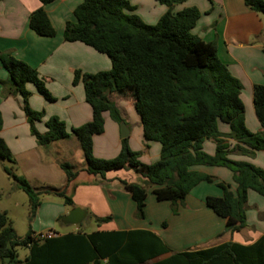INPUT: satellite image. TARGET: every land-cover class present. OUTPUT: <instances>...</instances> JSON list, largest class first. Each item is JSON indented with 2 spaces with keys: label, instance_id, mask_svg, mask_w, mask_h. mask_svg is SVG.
<instances>
[{
  "label": "trees",
  "instance_id": "trees-1",
  "mask_svg": "<svg viewBox=\"0 0 264 264\" xmlns=\"http://www.w3.org/2000/svg\"><path fill=\"white\" fill-rule=\"evenodd\" d=\"M41 6L30 13L28 27L38 36L52 37L55 29L45 11L53 0H39ZM167 6L155 24H146L134 13L128 0H82L73 9V20L66 21L63 39L79 41L108 56L109 70L82 73L75 70L72 83L81 81L85 101L92 109L91 120L67 130L56 116L45 121L46 131L38 132L34 121L43 113L30 109L25 84L32 83L37 92L52 100L44 80L35 68L8 52H0V64L9 77L10 91L20 94L31 133L38 145L74 136L80 144L85 161L84 170L104 176L107 171L130 167L141 170L147 184L122 181L124 189L135 203V216H144L147 188L157 201L172 205L182 202L188 192L199 182H212L206 174L192 170V166H223L233 172L235 192L229 185L217 183L222 196H207L206 205L225 220V230L239 231L245 226L247 192L253 190L264 197V171L252 163L228 157L237 153L252 157L264 150V83L253 87V107L261 129L249 131L245 126L244 105L240 99V83L217 56L214 42L204 41L192 32L199 18L195 7L172 12L174 4L186 0H156ZM254 12L264 14V0H244ZM264 52V46L262 47ZM130 94L140 117L146 141L160 144L159 158L151 164H142L138 153L131 150L126 139L118 154L110 159L97 158L92 151V137L104 130V113L120 124L124 120L109 94ZM229 125L230 131L222 133L218 123ZM2 119L0 116V128ZM226 136L234 140L228 149L207 154L202 149L206 139ZM0 158L14 162L12 153L0 136ZM67 180L77 173L73 165L61 162ZM14 185L28 197L29 213L33 217L40 205L41 193H52L72 206L64 191L34 189L23 177L4 168ZM110 216L96 217L95 222H107ZM28 249L24 259H19L17 248ZM168 249L160 238L149 230H94L70 231L40 238L29 230L19 237L6 216L0 211V264H196L193 258L184 262L180 257H197L202 264L214 259L234 264H264V237L251 245L224 243L197 252L173 254L169 259L150 262ZM6 261V262H5Z\"/></svg>",
  "mask_w": 264,
  "mask_h": 264
},
{
  "label": "crops",
  "instance_id": "crops-1",
  "mask_svg": "<svg viewBox=\"0 0 264 264\" xmlns=\"http://www.w3.org/2000/svg\"><path fill=\"white\" fill-rule=\"evenodd\" d=\"M81 1L53 0L45 5L55 35L42 37L28 27L30 13L41 6L39 0H0V52H8L36 69L53 99H45L32 83H27L25 88L30 93L28 105L33 110L43 111L44 120L49 116L58 117L65 123L68 131L90 121L92 117V109L85 101L82 82L72 83L74 71L92 74L111 68L110 59L105 54L82 42L63 39L65 23L73 20V9ZM128 1H132L134 13L146 24H155L168 9L156 0ZM145 7L148 12L143 11ZM187 7H195L200 13L192 32L204 41L215 43L218 58L240 83L239 96L244 105L246 128L251 132L259 131L261 125L254 112L252 97L253 87L264 83V14L251 10L244 0H186L174 4L172 12ZM7 78L6 70L0 66V81ZM109 97L119 110L128 135L122 138L119 124L105 112L103 132L92 137L93 155L102 159L113 158L126 139L130 149L138 153L142 164L155 162L159 158L160 144L144 139L140 117L131 95L113 92ZM21 98L16 95L0 99V136L16 161L18 173L32 188L64 191L72 200V206L63 205L58 210L48 207L46 212L41 203L35 215L39 224L45 226L42 227L44 230L33 231L34 234L51 231L57 235L77 231V225H73L72 230L61 233L53 230L51 225L71 208L80 207L86 210L83 220L89 214L93 220L96 217H111L109 221L97 225L98 230L143 229L157 235L168 251L151 259L150 262L153 263L167 260L176 253L197 252L224 243L248 246L264 237V197L257 192H247L245 226L239 231L225 230V220L206 205L207 196H222V189L217 185L219 182L228 184L230 191L235 192L233 172L223 166H192V170L210 176L212 182H199L182 202L175 205L169 201H157L152 193L153 186L148 185L144 217H136L135 203L124 189L122 181L146 185L147 178L142 171L124 167L107 171L104 176L86 172L82 150L74 136L53 141L52 145L40 149L35 137L30 134L21 109ZM35 128L41 133L46 131L42 122L35 123ZM218 130L228 133L230 128L228 124L219 122ZM233 143V139L221 136L215 140L206 139L202 143V149L207 154H213L216 150L230 148ZM228 157L252 163L264 171V150L256 151L252 157L237 153H230ZM61 162H67L78 169L73 180H67L60 167ZM10 187L17 188L15 185ZM171 207L187 217L179 223L178 230L193 229L200 235V239H168L157 226H152L153 221L151 217L147 219L148 215L163 211L167 216ZM27 253L23 258H18L24 259ZM180 258L184 262L193 258L194 263L202 264L197 255ZM208 264L234 263L229 258L228 261L214 259Z\"/></svg>",
  "mask_w": 264,
  "mask_h": 264
},
{
  "label": "rangeland",
  "instance_id": "rangeland-1",
  "mask_svg": "<svg viewBox=\"0 0 264 264\" xmlns=\"http://www.w3.org/2000/svg\"><path fill=\"white\" fill-rule=\"evenodd\" d=\"M130 4H132V1H129ZM147 11V8L145 7L144 10ZM144 12V13H145ZM107 56V55H106ZM108 57V56H107ZM1 67H3L0 64ZM4 68V67H3ZM8 77V74H7ZM16 95L20 94H13L10 91V84H9V77L7 80H1L0 81V99H5L7 97H14ZM30 96V93H29ZM28 96V98H29ZM22 100V111L25 115V118L28 122L26 113L24 111V101ZM28 101V100H27ZM28 105V102H27ZM28 107L32 109L29 105ZM33 110V109H32ZM36 111V110H34ZM43 113L42 118L39 121H34V127L35 123L42 122L45 125V121L51 117L49 116L44 120V112L39 111ZM131 120V119H130ZM121 124V123H120ZM119 124V126H120ZM29 125V131L32 136H34L31 133L30 130V123ZM1 129V128H0ZM36 129V128H35ZM41 133V132H40ZM43 133V132H42ZM51 144V143H50ZM48 144V145H50ZM48 145H37L40 149H44L48 147ZM52 145V144H51ZM246 156V155H245ZM249 157V156H248ZM14 159V158H13ZM4 168L10 169L14 174L20 175L18 173V167L16 165V161L14 159V162H10L6 159L0 158V210L4 211L6 213V216L8 218V221L10 222V225L14 229L15 233L19 237H23L26 233H28L29 230L39 232L45 225L39 224V220L34 215L33 217L30 216L29 213V204H28V197L27 195L20 189L16 188L13 189L10 186L14 185L12 179L5 173ZM12 183V184H11ZM40 204L43 205V210H45L49 207L53 210H58L61 206L68 204H65L63 202V199L55 194L52 193H41L39 195ZM177 208V207H176ZM179 213V212H178ZM177 213V210L175 207H171L170 213L166 216V214L163 213V211H157L150 215H148L147 219L151 217L152 219V226H157L159 230L162 232L164 236L168 239H200V235L193 231V229H187L184 231L178 230V225L180 222H183L185 220L186 214L183 212ZM61 216L56 218V220L52 223V229L57 232H66L73 229V225L69 224H63L61 222ZM144 217V216H143ZM142 217V218H143ZM150 219V218H149ZM97 223L95 220H93L90 216V214L83 220L80 224L77 225V230H81L84 232H91L94 230H98ZM27 248L18 247L17 248V255L19 258H23L24 254L27 253Z\"/></svg>",
  "mask_w": 264,
  "mask_h": 264
},
{
  "label": "water",
  "instance_id": "water-1",
  "mask_svg": "<svg viewBox=\"0 0 264 264\" xmlns=\"http://www.w3.org/2000/svg\"><path fill=\"white\" fill-rule=\"evenodd\" d=\"M120 134L122 138H125L128 135V130L126 129L124 122L120 124ZM85 216V209H82L80 207H73L68 211V213L61 216L60 220L63 224L78 225L82 222Z\"/></svg>",
  "mask_w": 264,
  "mask_h": 264
},
{
  "label": "built area",
  "instance_id": "built-area-1",
  "mask_svg": "<svg viewBox=\"0 0 264 264\" xmlns=\"http://www.w3.org/2000/svg\"><path fill=\"white\" fill-rule=\"evenodd\" d=\"M54 235L55 234L53 232L49 231V232H45V233H39V234H37V237L45 238V237H51Z\"/></svg>",
  "mask_w": 264,
  "mask_h": 264
}]
</instances>
